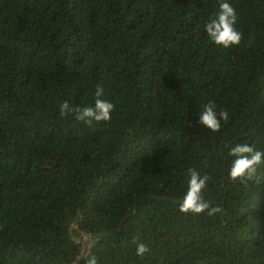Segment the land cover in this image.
<instances>
[{
    "label": "trees",
    "instance_id": "obj_1",
    "mask_svg": "<svg viewBox=\"0 0 264 264\" xmlns=\"http://www.w3.org/2000/svg\"><path fill=\"white\" fill-rule=\"evenodd\" d=\"M228 2L224 49L218 0H0V264H264V165L232 181L227 155L264 151V0ZM98 85L109 121L60 117ZM189 168L220 212L179 211Z\"/></svg>",
    "mask_w": 264,
    "mask_h": 264
},
{
    "label": "clouds",
    "instance_id": "obj_2",
    "mask_svg": "<svg viewBox=\"0 0 264 264\" xmlns=\"http://www.w3.org/2000/svg\"><path fill=\"white\" fill-rule=\"evenodd\" d=\"M237 24V13L234 6L228 0H218V11L204 25L209 40L216 46L228 49L238 46L242 42V33L235 27ZM104 89L97 86L95 90V103L93 106H73L67 100L58 104L59 115L61 118L72 115L75 120L85 123L91 127L94 123L107 122L111 119V114L115 105L105 99H102ZM214 103H207L203 106L198 123L203 125L211 132H219L221 129V120L228 121L229 113L227 110H221L219 113L215 110ZM228 156L232 157L228 169V177L232 181L239 180L241 183H247L256 174L261 165H264V151L257 150L254 146L247 143H236L229 146ZM189 179L187 181V190L179 202V211L184 214H200L207 212L208 216L220 212L219 207H211L210 202L202 196V190L205 189L210 177L201 174L193 169L187 170ZM149 248L146 244L140 242L136 245V254L143 256ZM85 264H98L96 256L86 258Z\"/></svg>",
    "mask_w": 264,
    "mask_h": 264
}]
</instances>
